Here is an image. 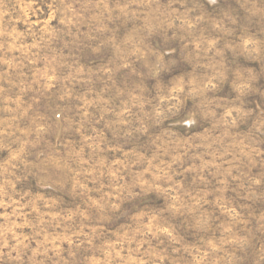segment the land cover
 Instances as JSON below:
<instances>
[{
	"label": "rangeland",
	"instance_id": "1",
	"mask_svg": "<svg viewBox=\"0 0 264 264\" xmlns=\"http://www.w3.org/2000/svg\"><path fill=\"white\" fill-rule=\"evenodd\" d=\"M0 264H264V0H0Z\"/></svg>",
	"mask_w": 264,
	"mask_h": 264
}]
</instances>
